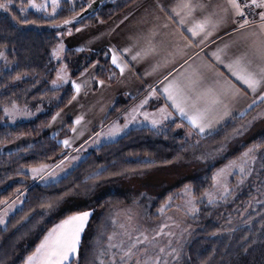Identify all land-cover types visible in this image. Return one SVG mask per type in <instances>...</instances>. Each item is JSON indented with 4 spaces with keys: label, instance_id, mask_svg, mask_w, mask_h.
Wrapping results in <instances>:
<instances>
[{
    "label": "trees",
    "instance_id": "trees-1",
    "mask_svg": "<svg viewBox=\"0 0 264 264\" xmlns=\"http://www.w3.org/2000/svg\"><path fill=\"white\" fill-rule=\"evenodd\" d=\"M90 1L59 0V9L53 15L30 11L28 0H10L7 9H0V207L27 186L26 168L54 164L67 154L60 140L68 134L70 127L62 128L56 136L43 135L29 147L12 152H6L4 148L15 143L20 136L37 137L50 119L71 100L74 93L72 81L93 65L99 67L96 81L113 83L116 78V71L102 51L70 50L63 46V58L57 61L53 57V50L59 44L64 45L68 31L107 22L141 0H104L80 21L65 23L82 12ZM61 65H65L70 79L66 85L53 89L50 82ZM13 104L29 111H39V116L28 121H12L4 109ZM263 104L264 101L205 138L190 137L184 127L178 128L174 124L158 130L133 128L89 152L57 182L32 185L26 190L21 207L8 218L4 227H0V264H23L56 222L74 212L94 209L80 240L77 257L68 263L92 264L94 245L102 233L103 222L114 209L133 204L134 197L139 194L123 187L124 181L138 176L143 180L167 165L193 161L194 171L204 169L201 175L205 181L196 177L185 182L181 180L182 184L162 190L153 199L143 195L138 205L149 218L156 219L155 210L177 188L180 190L190 184L194 196H200L210 186L212 170L233 157L229 154L216 161L208 157L207 148L212 151L219 144L227 143L233 138L238 121L247 120ZM117 106L120 107L115 103L111 107ZM247 148L263 152L264 133L238 148L234 156ZM253 178L254 174L249 184L236 188L225 200L198 204V212L189 220L194 229L176 264H264L263 200L259 201L258 196L252 199L255 210L249 206L251 218L225 226L221 220L226 218L233 203L240 205L239 201L252 197L254 185L260 184L264 189V173L258 176L257 184L252 183ZM231 198L232 203L228 202Z\"/></svg>",
    "mask_w": 264,
    "mask_h": 264
},
{
    "label": "crops",
    "instance_id": "crops-1",
    "mask_svg": "<svg viewBox=\"0 0 264 264\" xmlns=\"http://www.w3.org/2000/svg\"><path fill=\"white\" fill-rule=\"evenodd\" d=\"M225 8L227 12L223 11ZM255 9L254 22L240 27L227 0H141L107 22L65 33V48L102 51L116 71V78L113 83L98 81L93 85L92 75L89 77L87 71L82 79L73 80L80 89L77 91L73 87L75 96L65 109L70 114L68 121L73 128L63 140L69 143L65 145L62 141L68 152L58 162L48 165L45 171L64 164L79 152L81 157H86L91 149L126 134L134 128L132 125L152 128L148 123L153 117H161V108L168 116L161 119L160 126L155 125L152 129H162L169 124L178 128L184 125L190 137H205L263 102L258 98L264 93V72H261L264 56L257 52V44L264 39V33L260 30L258 15L261 9ZM205 18H209L205 31L193 36L189 29ZM207 32L211 34L204 39ZM125 48L127 52L123 51ZM217 49H220L221 60L212 55ZM114 51L123 71L112 63ZM237 59L239 63H233ZM229 63L233 64L232 69L226 66ZM233 70L252 72L261 78L256 90L252 91L234 76ZM168 85L177 90L178 101L187 113H201L203 131L173 107L164 91ZM115 99H121L122 104L118 101L121 112L97 135L98 132L93 131L102 126V119ZM131 111L132 115H129ZM77 117L82 119L77 122ZM125 120L129 121L126 128L115 136L108 135L113 124L123 126ZM60 124L50 133L58 131L62 127ZM91 144L92 147L87 149ZM73 258L70 256L64 264Z\"/></svg>",
    "mask_w": 264,
    "mask_h": 264
},
{
    "label": "rangeland",
    "instance_id": "rangeland-1",
    "mask_svg": "<svg viewBox=\"0 0 264 264\" xmlns=\"http://www.w3.org/2000/svg\"><path fill=\"white\" fill-rule=\"evenodd\" d=\"M35 3H43L46 5V7L43 10H38L28 4L27 8L30 11L47 12L50 15L55 14L59 9V0H57V7L55 9V12H53L52 9V0H35ZM256 13L257 11L255 9V18ZM57 48L58 46L55 49ZM64 52L65 51L63 48L58 49L57 54H54L53 52V57L57 61L61 60L63 58ZM98 68L99 67L97 65H93L88 70L90 72L88 73L89 77H91L92 75L93 85L98 82L95 80L96 73L99 70ZM58 72H66L67 79L59 80L57 76ZM57 73L55 74V77L53 79L58 81L57 85H53V80L50 82V87L53 89H57L61 86L66 85L70 79L65 65L59 66V68L57 69ZM83 75L74 80L77 81L82 79ZM85 75H87V73ZM99 82L101 81L99 80ZM102 82L106 81L102 80ZM74 96L75 92L73 93L71 100L66 104L65 108L61 109L53 116L55 117V119H53V117L50 119V121L39 131V135L37 137L33 135L20 136L15 143L6 146L4 150L6 152H12L23 147H29L43 135L49 137L56 136L62 128L69 126L70 128L68 134L60 140V143L62 144V141L68 138V136L71 134V130L73 129L71 122L68 121L70 114L67 113L65 109L71 104ZM119 100L115 99L111 106L113 107V105L115 103H118V101L120 102V104H122L121 99ZM112 107L108 108L105 116L102 119V126L95 127L93 131L94 133H99V130H104L106 127H108L111 121L117 117L119 112H121V106H117L116 108L114 107L113 109ZM7 109L11 111L13 109V106L7 107ZM16 110L18 112L27 111L31 114H16L14 118H11L12 121H28L39 116V111H29L26 107L16 106ZM113 110L114 112H112ZM110 115L112 116L108 119L107 117ZM129 115H132V111L129 113ZM130 121L135 122L131 118ZM60 123H62V127L55 133L51 134L50 130L60 126ZM148 124L152 125L151 123ZM49 126L51 128H49ZM137 126L141 125H132L131 128H135ZM156 126H160V123ZM156 126H153L152 128H155ZM182 126L185 128L184 125ZM222 128L212 134L221 131ZM233 130L235 131L234 133L231 132L233 133V138L230 140L228 139L229 141H227V143H222L223 145L219 144L218 147L214 148L212 151H210V147L207 148L208 157H212V159L216 161L229 154H232L233 159H229H232L231 162H229L226 166H223V168H221L220 170H218L220 165L212 170L211 177L209 176L210 186L208 188H205L204 192L198 197L194 196V188H192L190 184H185L180 188V190L178 188L174 190L172 194L167 197L166 202L160 204L158 209L155 210V217L159 220L149 218L145 210L138 205L140 202H142L143 195L148 196L150 199H153L155 196L157 197L162 190L171 189L175 185H179L182 182L181 180L185 182L186 180H189L193 177L204 180L205 177L201 175V171H204V169L196 172L194 171V169H192L193 167H195L193 161H179L174 165H167V167H162L156 172H151L150 174H152V176L148 178L144 177L143 180L140 179L141 176H138L134 178L131 177L124 181L123 187L131 188V191L129 192H137L139 194L137 197H134L135 202L133 204L114 209L108 215V222L106 221L107 224L105 221L103 222L104 224L102 226V233L100 232V237L102 238L100 239L99 237L95 242V254H93L92 257V264H176V261H178L181 257V252H183L185 242L187 243L194 229L189 220L191 216L198 212V204L200 202L213 203L221 201L223 199L225 200V198L230 197L233 194V190L249 184V179L253 174L255 178H253V180L251 181L252 183L257 184L259 182L258 176H261V174L264 173V151L259 153L258 150L252 148L242 153L240 152L241 154H237V157L233 154L238 148H241L244 144H247L251 140L264 133V104L259 107L256 112H254V115L250 116L247 120L238 121L236 129ZM196 137L205 138L207 136L199 137L196 135ZM218 138L220 139V137ZM213 142L215 143V141ZM209 144L210 142L207 143V145ZM92 145L93 144H91L90 146L87 145L86 148L88 149L92 147ZM95 149L96 148L91 149L89 152L95 151ZM245 153H247V155H245ZM80 155L81 152L75 154L72 158L65 160L66 162L64 164L56 166L51 171H45L47 169L45 168L44 172L40 173L38 177H33V175L31 174L30 169L33 167L26 168L29 177V183L27 184V186L17 192V194H15L9 201H6L0 207V220H2V222H0V227H4L7 224L8 218L21 207L25 192L29 187L36 184H49L51 182H57L58 180L66 176L82 160L85 159V156L81 157ZM77 159L78 161H76ZM45 165L48 166V164ZM40 166L41 165L34 167ZM241 168L243 169V171H241ZM256 187H259V189H257ZM225 189L227 190L225 191ZM251 196V198H247L246 200L242 199L241 201H239L241 202L240 205L237 204L238 202L233 203V208L229 210V212H227V214L225 215L226 218H221V220L224 221L222 222V225L225 226L227 224H236L240 220L251 218L249 206L255 204V198L258 196L260 199L258 200H263L264 202V189L260 184L258 186L254 185L253 193L251 194ZM232 199L233 198L229 199V201H226L232 203ZM252 199L254 200L252 201ZM161 208H163V211H161ZM252 210L254 211L255 208L253 207ZM83 211H89L90 216L83 232L81 233V238L84 236L90 219L94 215V209H86ZM218 217H220L219 214ZM60 221L56 222L55 224H58ZM103 230L105 232L104 236ZM47 232L48 230L45 232L44 236L47 234ZM44 236L40 239V241L44 238ZM110 237L111 239H109ZM101 246L103 247L100 248ZM77 253L70 256L75 258L77 257ZM65 262L67 263V261Z\"/></svg>",
    "mask_w": 264,
    "mask_h": 264
},
{
    "label": "snow or ice",
    "instance_id": "snow-or-ice-1",
    "mask_svg": "<svg viewBox=\"0 0 264 264\" xmlns=\"http://www.w3.org/2000/svg\"><path fill=\"white\" fill-rule=\"evenodd\" d=\"M28 3L31 5V7L36 8L38 10L45 9L46 5L36 4L35 0H28ZM228 5L232 9L233 15L235 16H245V9L249 8H259L261 11L258 13L260 17V30L262 33H264V0H227ZM10 4V0H3V2H0V9H7ZM57 7V0H52V9L53 12H55V9ZM185 7H188V5H185ZM23 10V9H21ZM224 12H227L228 9H223ZM24 23H27L26 20L23 21ZM220 21H217L216 23H219ZM248 19L245 17V19L242 20L240 27H244L246 24H248ZM65 23H68V21H65ZM180 23H183V20L180 21ZM209 23V18H205L203 21H198L192 28L189 29V31L192 33L193 36L197 35L198 32H204L205 26ZM215 26V25H213ZM210 32L205 33L204 39H207V36L210 35ZM63 44L58 45L57 49H54V54H57L58 49H62ZM123 51L127 52L128 49L125 48ZM220 49H217L215 52L212 53L213 56L217 60H221V57L219 55ZM257 52L264 56V39L259 40L257 44ZM112 63L119 67L121 71H123V65L118 63V57L115 54V51L112 55ZM233 63H239V59L234 61ZM229 69L233 68V64L229 63L226 65ZM261 72H264V68L261 69ZM232 74L236 76L239 80H241L244 84L248 86L249 89L252 91H255L257 86L260 84L261 78H259L256 74L252 72H239L233 70ZM59 80H66L67 79V73L66 72H58L57 73ZM53 85H57L58 81L53 80ZM101 83H103L101 81ZM73 87L79 91L80 85L76 83L75 81L72 82ZM155 91V90H154ZM164 91L167 93V98L172 101L173 107L179 111L182 117L188 119L190 123L194 126H198L200 128V131H203L204 125L200 123L201 121V113L194 112L192 114H189L186 112L185 108L181 105V103L178 101V92L177 90L173 89L172 85H168L164 88ZM261 100H264V93L261 94V96L258 98ZM256 101H253L255 103ZM4 111L8 114L9 118H14L16 114L20 115H30L31 113L24 111V112H18L16 110L15 104H13V109L10 111L9 109L5 108ZM161 117L160 118H151V123L153 126L159 124L161 122V119H166L168 114L165 112L163 108L160 109ZM145 117L148 118V114L144 113ZM55 119V117H53ZM82 119L81 117H77V122ZM129 121L125 120V123L123 126L119 124H113L112 128L109 130L108 135L115 136L119 132L123 130V128H126L128 126ZM97 135H100L99 133ZM65 145H67L69 142L67 140L63 141ZM247 155V153H245ZM47 165H41L40 167H33L30 169L31 174L33 177H38L40 173L44 172V169L47 168ZM241 171L243 169L241 168ZM46 174V173H45ZM187 190V186H186ZM227 189H225L226 191ZM161 211H163V208H161ZM90 216L89 211H79L74 212L71 215H68L63 220H61L58 224H55L51 229L48 230L47 234L44 236V238L40 241V243L37 245L35 252L27 257L25 264H64L65 261L69 260L70 255L77 253L78 246L81 240V233L83 232L88 219ZM2 222V220H0ZM111 239V237L109 238ZM130 251V249H129Z\"/></svg>",
    "mask_w": 264,
    "mask_h": 264
},
{
    "label": "water",
    "instance_id": "water-1",
    "mask_svg": "<svg viewBox=\"0 0 264 264\" xmlns=\"http://www.w3.org/2000/svg\"><path fill=\"white\" fill-rule=\"evenodd\" d=\"M104 0H92L88 3L87 7L80 12L78 15H76L74 18H72L69 23H74V22H78L81 19L85 18L86 16L90 15L91 13H93L98 7L99 5L103 2Z\"/></svg>",
    "mask_w": 264,
    "mask_h": 264
},
{
    "label": "built area",
    "instance_id": "built-area-1",
    "mask_svg": "<svg viewBox=\"0 0 264 264\" xmlns=\"http://www.w3.org/2000/svg\"><path fill=\"white\" fill-rule=\"evenodd\" d=\"M245 17L248 19V24L252 23L255 20V8L245 9V16H237V22L241 23Z\"/></svg>",
    "mask_w": 264,
    "mask_h": 264
}]
</instances>
